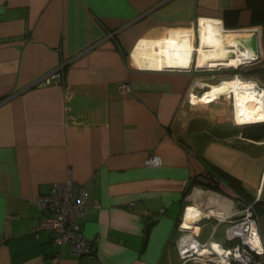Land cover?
Here are the masks:
<instances>
[{
    "label": "crops",
    "instance_id": "crops-1",
    "mask_svg": "<svg viewBox=\"0 0 264 264\" xmlns=\"http://www.w3.org/2000/svg\"><path fill=\"white\" fill-rule=\"evenodd\" d=\"M228 8L240 28H224ZM249 20L244 0H0V264H193L176 247L183 207L230 215L239 196L256 202L264 247V138L242 136L223 97L198 101L230 79L196 69L227 64L222 32L249 31L243 48L257 30L264 66V27ZM61 64L62 83L34 84ZM210 172L218 190L190 188ZM68 178L99 202L80 221L95 257L33 231L35 199ZM203 219L214 224L202 241ZM203 219L196 239L224 224L227 243L229 223Z\"/></svg>",
    "mask_w": 264,
    "mask_h": 264
},
{
    "label": "built area",
    "instance_id": "built-area-1",
    "mask_svg": "<svg viewBox=\"0 0 264 264\" xmlns=\"http://www.w3.org/2000/svg\"><path fill=\"white\" fill-rule=\"evenodd\" d=\"M211 78L217 77L212 74ZM41 80L44 84L52 81L62 83L63 73L55 69L41 77ZM257 87L263 88L264 86L257 82ZM119 89L122 93L129 91V81L124 80L119 85ZM190 95L191 93H188L187 100L189 99V101ZM224 95L229 97L230 94L228 92L220 93L217 98ZM144 162L146 165H159L161 158L150 156ZM237 198L242 203V209L230 215L222 212L213 213L218 222L229 223L225 229L227 240L225 244L211 239L200 242L192 230H185L182 226L189 206L183 207L177 224L179 235L176 240L177 252L183 261H190L193 264H264V247L258 229L259 215L255 208L256 202H249L242 196ZM35 202L41 212L38 224L33 229L35 233L40 230H48L54 235L53 242L58 245H68L71 253L83 257L96 256L95 243L83 235L80 221L86 217L90 208L99 207V202L96 199L89 201L83 185L69 178L63 182H55L51 185L50 190L39 195ZM198 211L202 213L200 216H196L194 222L198 223L205 217L213 216L210 210L198 209ZM238 215L240 217L233 218Z\"/></svg>",
    "mask_w": 264,
    "mask_h": 264
},
{
    "label": "bare ground",
    "instance_id": "bare-ground-1",
    "mask_svg": "<svg viewBox=\"0 0 264 264\" xmlns=\"http://www.w3.org/2000/svg\"><path fill=\"white\" fill-rule=\"evenodd\" d=\"M243 33H249V31L222 32L221 34L222 42H223L222 44L223 50L225 52L224 60L228 64V66L237 67L239 64L243 65L245 63H250L251 61L256 59L254 54L250 51V49H248L247 47L244 48L240 47V40L241 37H243ZM221 67H226V66H221ZM235 76H239V75H235ZM229 78L231 77H228L227 79ZM222 80L224 79H221V81ZM208 88L209 90L205 95V99L207 101L214 99L213 97H211L213 95L217 98L220 93L228 92L229 94L230 93L234 94L235 99L234 96L231 94L233 97V105H234L233 120L237 124L242 125L246 123L264 122V91H263L264 87L258 88L257 85L254 86V84L252 83H247L240 80L239 78H235L223 82V84H221L219 87L215 86L213 88L210 87ZM254 90L256 91V93L254 92ZM190 98L194 102H197V100L194 98V92L191 93ZM201 213L202 212L198 211L197 208L188 207L184 217L186 220H183V225L184 224L189 226L194 225L192 223L196 220V216L198 215L200 216ZM217 250L220 251L218 248Z\"/></svg>",
    "mask_w": 264,
    "mask_h": 264
},
{
    "label": "trees",
    "instance_id": "trees-1",
    "mask_svg": "<svg viewBox=\"0 0 264 264\" xmlns=\"http://www.w3.org/2000/svg\"><path fill=\"white\" fill-rule=\"evenodd\" d=\"M244 1H245V8L248 9L250 12L249 26L260 25L264 27V0H244ZM239 14H240V9L238 8H228L223 10L221 14V19L224 28L225 29L240 28ZM262 36L264 37V30ZM257 67L259 66L254 65L252 67H247L245 69H242L241 71H237V69H233V68H227L220 70L218 72L222 76L224 75L225 77L232 76L234 75V73H238V72H241L243 75L247 76V75L255 74ZM240 131L249 138L260 140L261 138H264V122L257 123L255 125L245 126L243 127V129H240ZM230 181L232 185H234L236 188L239 189L242 188V183H240V180H238L237 178L231 176ZM189 186L190 188L193 186H200L205 189L218 190L219 182L217 178L210 172L209 176L198 175L196 177H193ZM153 222H154L153 219L152 221L149 220V225ZM183 228L190 229L191 227L189 225L184 224Z\"/></svg>",
    "mask_w": 264,
    "mask_h": 264
},
{
    "label": "rangeland",
    "instance_id": "rangeland-1",
    "mask_svg": "<svg viewBox=\"0 0 264 264\" xmlns=\"http://www.w3.org/2000/svg\"><path fill=\"white\" fill-rule=\"evenodd\" d=\"M197 25H198V23H197ZM112 34V33H111ZM196 37L198 38L199 37V33H198V26H196ZM197 44H199V39H197ZM197 53L196 52H194L193 54H192V56L193 55H196ZM194 59H195V57H194ZM196 59H197V57H196ZM192 60H193V58H192ZM63 65L64 64H61V65H59V66H57L55 69H58L59 70V72H61V73H63ZM225 66H228V64H226ZM252 66H254V64L251 62V63H245V64H241V65H239V66H237L238 68H237V71H241L242 69H245V68H247V67H252ZM228 67H219V68H217V69H213V70H211V71H209V70H201V71H203L202 73H199L198 75H201L202 76V78H205L209 83H212V84H216V83H218L219 81H220V79H222V77L223 78H225V76L223 75H221L219 72H216V71H219V70H223V69H227ZM55 69H53V70H55ZM53 70H51V71H53ZM50 71V72H51ZM208 71V72H207ZM49 73V72H48ZM48 73H46V74H48ZM45 74V75H46ZM212 74H214L215 75V77H217V78H210L211 77V75ZM235 74H240L239 76H241L242 78L241 79H243V78H248V79H253V80H255L256 81V83L258 82V83H260V84H262L263 86H264V66H259V67H257L256 68V73L255 74H253V75H247V76H245V75H243L241 72H238V73H234V75ZM221 75V76H220ZM234 75H232V76H229V77H231L230 79L232 80V78L233 79H235L236 77L234 76ZM235 78H234V77ZM220 77V78H219ZM238 78V77H237ZM229 79V80H230ZM226 81H228V80H226ZM200 86L199 87H201V84H203L202 83V81L201 80H198V82H197ZM193 89V88H192ZM194 92V91H193ZM190 93V92H189ZM202 98L204 97V100H199L200 102H204V103H208L209 102V100L207 101L206 99H205V96H201ZM211 97H213L214 99H216V97L213 95V96H211ZM214 99H212V100H214ZM212 100H210V102L212 101ZM188 101H189V99H188ZM189 102H192L191 101V98H190V101ZM228 114H229V118H230V121H229V123L230 124H236L235 126H238L239 127V129H243V127H245V126H250V125H255V124H257V123H251V124H243V125H240V124H237L235 121L233 122V114H230L229 112H228ZM259 123H263V122H259ZM239 133H241V132H239ZM242 136H243V133L241 134ZM247 201H249V202H254V200H247ZM255 208H256V206H255ZM211 212V211H210ZM181 217V216H180ZM184 220H186L185 218H184ZM201 223H203V226H202V236H201V240L203 241L204 240V238L205 237H207V235H208V233H209V231H210V229L212 228V226H213V224H214V221L213 220H206V219H203V221L201 222ZM224 227H225V225L223 224V225H221L220 226V228H219V233H218V235L215 237V240L216 241H218L219 243H221V244H223V241H224V232H223V230H224Z\"/></svg>",
    "mask_w": 264,
    "mask_h": 264
},
{
    "label": "water",
    "instance_id": "water-1",
    "mask_svg": "<svg viewBox=\"0 0 264 264\" xmlns=\"http://www.w3.org/2000/svg\"><path fill=\"white\" fill-rule=\"evenodd\" d=\"M243 48L244 47H247L248 49H250V51L254 54L255 56V60L251 61L252 63H255L257 60H259L260 58V48H259V33L257 30H253L251 35L247 38H245L243 40V44H242ZM250 62V63H251ZM239 66V65H238ZM219 68V66L217 67ZM217 68H214V67H203V68H197V70H213V69H217ZM228 68H233V69H237L238 67H235V66H230ZM189 68L187 69H180V68H177L175 70H188ZM40 83H43L41 79H39L38 81H36L34 84H40ZM223 99H224V102L226 104V108H227V111L230 113V114H233L234 112V105H233V97L232 95L230 94L229 97L227 96H223ZM246 124H251V123H246ZM243 125V124H242ZM242 209V203L240 201L236 202L234 204V210L233 212L235 211H238ZM240 217L239 215L236 216V217H233V218H238ZM192 224L194 225H197L198 223L197 222H193ZM185 230L189 231V230H192V229H187V228H184Z\"/></svg>",
    "mask_w": 264,
    "mask_h": 264
}]
</instances>
